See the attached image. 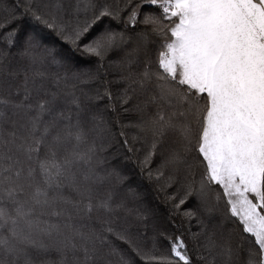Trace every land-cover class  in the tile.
Returning a JSON list of instances; mask_svg holds the SVG:
<instances>
[{
	"label": "snow or ice",
	"instance_id": "snow-or-ice-1",
	"mask_svg": "<svg viewBox=\"0 0 264 264\" xmlns=\"http://www.w3.org/2000/svg\"><path fill=\"white\" fill-rule=\"evenodd\" d=\"M0 264H264V0H0Z\"/></svg>",
	"mask_w": 264,
	"mask_h": 264
},
{
	"label": "trees",
	"instance_id": "trees-1",
	"mask_svg": "<svg viewBox=\"0 0 264 264\" xmlns=\"http://www.w3.org/2000/svg\"><path fill=\"white\" fill-rule=\"evenodd\" d=\"M159 211H160V213L164 214L165 216L167 215V208L165 205H163V204L159 205Z\"/></svg>",
	"mask_w": 264,
	"mask_h": 264
}]
</instances>
